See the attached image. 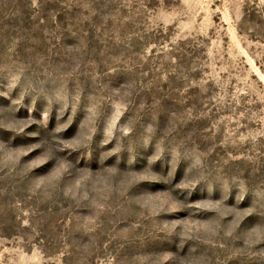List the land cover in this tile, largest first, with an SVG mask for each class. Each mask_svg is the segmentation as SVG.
<instances>
[{
    "label": "rangeland",
    "instance_id": "rangeland-1",
    "mask_svg": "<svg viewBox=\"0 0 264 264\" xmlns=\"http://www.w3.org/2000/svg\"><path fill=\"white\" fill-rule=\"evenodd\" d=\"M0 264H264V0H0Z\"/></svg>",
    "mask_w": 264,
    "mask_h": 264
}]
</instances>
